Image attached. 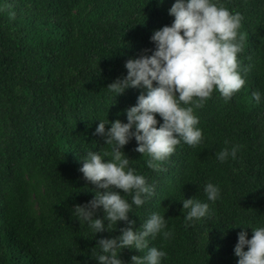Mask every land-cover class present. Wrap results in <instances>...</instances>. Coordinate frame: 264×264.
Here are the masks:
<instances>
[{
    "label": "trees",
    "instance_id": "16d2710c",
    "mask_svg": "<svg viewBox=\"0 0 264 264\" xmlns=\"http://www.w3.org/2000/svg\"><path fill=\"white\" fill-rule=\"evenodd\" d=\"M174 2L0 0V264H99L97 241L128 226L117 221L113 230L93 235L74 217V206L98 191L79 169L87 152H111L95 134L100 120L109 121L106 129L116 119L127 122L126 109L146 94L128 88L113 97L107 85L127 75L129 58L151 55L150 37L171 25ZM213 2L243 17L237 59L244 86L228 101L214 89L194 109L201 144L181 140L158 162L160 170L147 166L150 157L135 151L134 138L121 149L129 167L155 189L128 213L133 229L159 213L167 221L164 230L172 232L168 239L148 238L149 247L167 253L160 264H237V234L244 230L250 239L251 228L264 227V0ZM253 92L260 93L259 103ZM156 119L158 127L163 121ZM235 145L236 159H217ZM209 182L220 189L215 202L204 192ZM121 195L131 203L130 194ZM188 198L208 203V215L186 222L182 201ZM102 217L98 208L93 218ZM147 251L124 248L118 258L132 264L133 255Z\"/></svg>",
    "mask_w": 264,
    "mask_h": 264
},
{
    "label": "clouds",
    "instance_id": "9594fccd",
    "mask_svg": "<svg viewBox=\"0 0 264 264\" xmlns=\"http://www.w3.org/2000/svg\"><path fill=\"white\" fill-rule=\"evenodd\" d=\"M168 12L174 20L170 26L154 30L150 39L155 49L151 55L129 58L124 65L127 75L107 85L113 97L128 88H143L146 94L141 92L137 103L126 109L127 122L116 119L106 129L109 121L100 120L95 134L105 138L104 143L112 146L111 152H87L79 169L98 191L87 204L74 206V217L80 223L87 222L93 235L113 230L117 221L128 225L120 229L119 236L97 241L102 254L93 257L99 264H124L118 258L124 248L148 249L143 257L133 255L132 264H160L167 253L149 247L148 238L162 234L168 239L172 235L171 231L164 230L167 221L159 213L151 214L140 231L133 229L135 221L129 219L128 213L132 212L133 205L142 206L146 198L154 195L155 189L129 167V159L121 149L134 138L135 151L150 157L146 160L147 166L160 170L158 162L168 159L181 140L192 147L203 141L194 109L202 108L214 89L228 101L245 84L237 59L245 40L239 32L243 19L239 12H230L213 0H175ZM252 97L259 103V92H253ZM156 114L163 121L158 127ZM239 147L224 148L216 154L217 159L220 162L229 156L236 159ZM102 157H107V161ZM121 191L131 195V203L122 197ZM204 192L211 202L220 197L219 186L211 182L206 184ZM182 205L188 210L185 221L189 223L209 213L208 203L193 198L184 199ZM98 208H102L103 217L93 218ZM251 229L250 239L244 230L237 234L234 247V254L239 257L237 264H264V227Z\"/></svg>",
    "mask_w": 264,
    "mask_h": 264
}]
</instances>
